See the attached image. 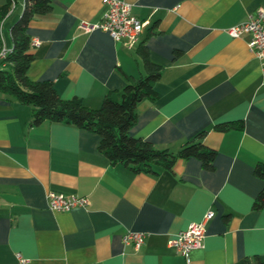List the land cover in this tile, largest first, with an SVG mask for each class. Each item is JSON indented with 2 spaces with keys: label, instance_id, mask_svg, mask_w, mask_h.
<instances>
[{
  "label": "crops",
  "instance_id": "obj_1",
  "mask_svg": "<svg viewBox=\"0 0 264 264\" xmlns=\"http://www.w3.org/2000/svg\"><path fill=\"white\" fill-rule=\"evenodd\" d=\"M8 1L0 0V33L12 48L9 29L24 0ZM122 1L146 22L129 49L99 29L79 28L101 22L102 0H52L27 28L38 42L27 77L95 109L125 76L143 73L136 49L144 44L161 74L157 98L137 105L129 134L175 153L205 131L214 168L188 158L157 174L133 173L109 163L96 134L47 121L30 126V107L0 95V264H19L17 256L26 264H233L264 254V209H252L264 184L254 174L264 159L262 70L248 36L228 33L264 0ZM225 123L241 128L216 129ZM50 191L86 197L88 205L51 211ZM207 210L214 216L202 247L186 262L168 240ZM127 231L145 234L139 250L123 244Z\"/></svg>",
  "mask_w": 264,
  "mask_h": 264
},
{
  "label": "trees",
  "instance_id": "obj_2",
  "mask_svg": "<svg viewBox=\"0 0 264 264\" xmlns=\"http://www.w3.org/2000/svg\"><path fill=\"white\" fill-rule=\"evenodd\" d=\"M51 9L52 0H24L20 16L9 29L12 52L0 68V95L30 107V126L47 121L94 133L99 137L98 150L109 163L121 164L133 173L157 174L171 169L176 161L188 158L198 159L205 170H213L216 151L202 143L205 131L183 142L175 153L157 149L150 142L129 134L137 120V105L157 98L154 86L161 67L149 59L144 44L136 49L143 73L137 77L125 76L124 86L107 92L95 109L76 97L61 99L50 81H31L26 74L33 59L27 28L31 20L47 15ZM234 127L241 128V125L225 123L216 129L226 131ZM254 174L264 183V159L257 162ZM252 209H264V184L252 202ZM233 264H264V254L245 257Z\"/></svg>",
  "mask_w": 264,
  "mask_h": 264
},
{
  "label": "built area",
  "instance_id": "obj_3",
  "mask_svg": "<svg viewBox=\"0 0 264 264\" xmlns=\"http://www.w3.org/2000/svg\"><path fill=\"white\" fill-rule=\"evenodd\" d=\"M14 6V0H9ZM106 11L100 23L95 25L81 23L79 28L88 32L99 29L109 34L114 42L125 48H132L139 42L142 29L146 22L139 20L132 15L130 5L122 0H102ZM231 38H239L247 35V48L260 61L262 70V82L264 83V9L258 8L247 20L228 29ZM38 44L36 40L30 41V47ZM12 48H6L0 33V68L5 66L6 58L11 54ZM47 204L51 211L68 212L76 207L86 208L88 200L83 196L66 195L50 191L47 193ZM214 216L213 210H207L199 222L190 223L185 230L178 232L168 240V245L173 247L183 259L189 261V253L202 247L205 237L206 223ZM145 241V234L142 232L127 231L122 236L124 245L139 250ZM18 258L19 264H26V260Z\"/></svg>",
  "mask_w": 264,
  "mask_h": 264
}]
</instances>
